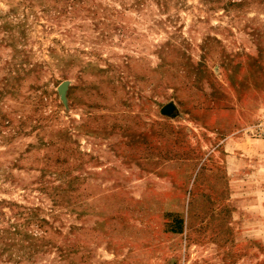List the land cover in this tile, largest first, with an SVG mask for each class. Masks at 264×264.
I'll return each mask as SVG.
<instances>
[{"label": "rangeland", "instance_id": "rangeland-1", "mask_svg": "<svg viewBox=\"0 0 264 264\" xmlns=\"http://www.w3.org/2000/svg\"><path fill=\"white\" fill-rule=\"evenodd\" d=\"M0 264H264V0H0Z\"/></svg>", "mask_w": 264, "mask_h": 264}, {"label": "water", "instance_id": "water-1", "mask_svg": "<svg viewBox=\"0 0 264 264\" xmlns=\"http://www.w3.org/2000/svg\"><path fill=\"white\" fill-rule=\"evenodd\" d=\"M67 83H64L63 88L66 87ZM174 109V107L172 106V104L166 105L163 109L162 112L163 113H170L172 110Z\"/></svg>", "mask_w": 264, "mask_h": 264}, {"label": "crops", "instance_id": "crops-1", "mask_svg": "<svg viewBox=\"0 0 264 264\" xmlns=\"http://www.w3.org/2000/svg\"><path fill=\"white\" fill-rule=\"evenodd\" d=\"M254 148H258V143L257 144H254Z\"/></svg>", "mask_w": 264, "mask_h": 264}]
</instances>
